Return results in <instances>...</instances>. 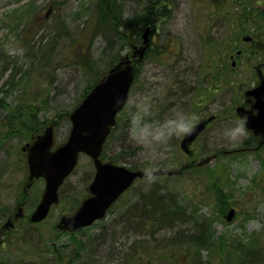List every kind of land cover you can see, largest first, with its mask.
Instances as JSON below:
<instances>
[{
	"label": "rangeland",
	"instance_id": "1",
	"mask_svg": "<svg viewBox=\"0 0 264 264\" xmlns=\"http://www.w3.org/2000/svg\"><path fill=\"white\" fill-rule=\"evenodd\" d=\"M104 1L0 0V44L14 38L19 30L16 24L22 22L18 21L20 16L27 19L29 12L36 10L32 17L35 28L42 24L48 29L44 19L51 22L55 19L50 26H55L61 19L64 24L60 29L67 27L68 33L60 31L61 36L56 38L57 47L64 48V51L67 48L66 53H73L82 45L87 50L91 37H83L68 47L61 41L68 39L71 42L72 38L64 35L76 36L87 14L98 11ZM199 1L212 3L211 0ZM226 1L222 2L223 8L234 16H229L232 25L229 23L228 26L226 19L215 16L214 5L210 8L204 4L197 8L195 0H174L170 15L166 19L159 17L156 24L158 31L150 35L148 57L145 56L140 64L121 114V122H124L123 125L129 123V127L126 125L118 131L120 133L116 132L106 147L108 154L117 152L121 147L132 149L118 160L126 166L137 164L143 170L160 167L176 170L173 175L157 176H174V185L192 217L205 221L204 235L208 241L204 245H195L186 239L187 235L199 230L194 220L188 219L186 225L179 226L178 229L183 231L180 234H175V230L160 229L153 235L149 233V239L146 235L138 237L143 241L136 246L131 245L134 239L126 240L120 248L126 253L129 251L127 257L136 253L142 257L145 255L149 264H264V146L255 147L257 142L249 139L255 135L244 127L243 114L237 110L246 106L247 98H250L245 91L264 81V16H259V21H249L253 13L247 11L245 3L241 0ZM129 5L131 1L124 0L125 15L131 10ZM250 6L252 9L262 6L264 13V0H252ZM102 31H96L92 53L90 51L93 56L89 57L101 68L105 59L111 56L104 54L99 57L105 41L103 36H99ZM41 32L40 29L36 39ZM9 44H5L6 51L15 57L13 52L19 47ZM157 45H161L158 52ZM128 48L126 45L121 54ZM62 60L70 61L66 58ZM0 63L3 64V60L0 59ZM53 65L44 70H31L26 86L30 92L38 89L48 99V103L41 104L37 111L39 120L43 121L40 130L53 124L56 141L60 142L66 138L70 128L65 115L79 98L87 75H80L71 66L56 65L51 74L55 81L49 85L46 73L52 71ZM96 71L99 72L94 66L90 76ZM7 74L8 71L3 74L0 83ZM21 89H16L13 83L7 91L11 106L27 99V93L21 92ZM184 92H187L186 98L177 103V96ZM60 107L65 111L56 116V108ZM18 108L23 112L27 109L23 103L21 106V102ZM210 114L217 117L191 145L192 156H187L179 147L182 133L199 118ZM149 119L156 123L150 125ZM4 131V126H1L0 237L3 243L0 260L23 259L27 262L39 255L35 249H51L50 245L55 242L69 248L65 252L67 259L73 256L70 249L81 248L83 253L72 262L73 259L56 260L45 252L44 256L53 258L49 264H107L103 256L108 244L101 236L107 239L116 235V228L109 224L125 199L118 201V206L107 212L103 220L81 231L71 233L56 227L60 216L72 212L70 207L77 205L87 194V184L94 167L90 158L82 154L73 174L68 176L61 189L59 202L51 207L41 222H30L29 214L40 199L44 181L40 178L31 186H25L28 169L26 153L21 147L28 134L24 130L19 135L7 134L5 137ZM186 164L187 167L177 173ZM190 165L192 168H188ZM152 177L139 187L140 180H136L133 187H137V191L139 188L145 190L148 182L154 179ZM17 203H22L23 213L14 219ZM230 208L234 213L232 219H227ZM7 218L14 220L13 225L2 228ZM103 225L106 227L103 228ZM91 235L93 238H90ZM92 239L94 241L90 244L91 241L87 240ZM84 242L88 243L84 245ZM152 245L154 248H151ZM141 249L147 252L140 253ZM125 264L136 263L127 261Z\"/></svg>",
	"mask_w": 264,
	"mask_h": 264
},
{
	"label": "trees",
	"instance_id": "2",
	"mask_svg": "<svg viewBox=\"0 0 264 264\" xmlns=\"http://www.w3.org/2000/svg\"><path fill=\"white\" fill-rule=\"evenodd\" d=\"M101 1L103 0H100V2ZM130 1L131 5L129 6L131 7V10L129 14L126 15L124 0H105V4L103 2L99 6L98 11L94 12L90 10L91 13L89 12L87 14V17L85 18L86 20L84 19L85 21L83 22L82 28H80L81 30L77 33L76 36L64 35L71 37V42L68 39L61 41V44L64 43L66 47H68L76 44L78 40L81 41L83 37H91V44L89 48H87V50L85 49L86 46H83L81 44V48H75L73 53H70V51L66 53L67 48H65L64 51V48L61 49L57 47L58 42L55 40L58 36H61L60 31H62L64 34L68 33V31L66 30L67 27H63L62 29H60L61 25L64 24L61 19L58 20L55 26H50L55 21V19L52 22L49 19H44L45 25H49V28L45 29L44 27H42V24L37 25V27L35 28V23H32V17L35 15L36 10L30 11V17L27 19H24L20 16V19H18V21L22 20V22L16 24L19 30L15 34L14 38L11 39V41L7 39L5 43L0 44V59L3 60V64L0 63V80L3 74L8 71L5 80L0 83V127L4 126L5 131L3 135L5 137L7 134H11L12 136L19 135V132L25 130L27 132L26 134H28L25 140L29 141L32 137L41 132L40 124L43 121L39 120V114H37V111L38 109H40L41 104H43L44 102L48 103V99L46 98V96H42L41 92H39L38 89H34L32 92L28 90L26 83L31 70H44V68L49 67L52 63H54V65L52 66V71L46 73L48 74L47 78L49 79V85H51L55 81V78L51 74L53 73V69H55L56 65L71 66L77 69L80 75H87V78L84 80L83 86L81 88L79 98L72 104L71 108H68L69 110H71L78 104V102L88 92V90L104 76L107 69L122 56L121 53L123 51V48L126 45H128L130 48L132 44L139 42L140 33L146 26L150 27L151 35L158 31V27L156 26L157 20L159 19V17H163L166 19L170 15V6H172V3L174 2V0ZM211 1L212 3L206 1L200 2L199 0H195V3H197V8H200V5L203 6L204 4H206L210 8L211 5H214L216 10L215 16H221L226 19L228 21L226 26H228L229 23H231L228 20L231 14H229V12L226 11L222 6V2L227 1ZM241 1L247 5V11L249 10L253 13L250 15L249 21H259L261 19L259 18V16H264L262 6H260L259 8L254 7V9H252V7L250 6L252 0ZM228 3H230L231 5L230 1ZM210 8L208 10H210ZM207 15H209V13ZM231 16L232 18H234L233 15ZM97 17L99 18L96 20ZM43 28L45 29L44 33ZM40 29L42 32L36 39L35 37L38 35V31ZM98 29L104 30V32L102 31L103 33H101L99 36H103L105 40L104 46L100 50L101 55L99 57H102L104 54L108 57L111 54V56H109V59H105L104 63L102 64V68L99 65L94 64V62H91V60L89 59V57L93 56L91 54V47L93 39L97 36L96 31ZM5 44H13L14 46L19 47L17 48L18 50L13 52L15 54V57L12 56V58L10 56L12 54H8V52L10 51H6L7 47H5ZM156 49L158 52L161 49V45L160 47L157 45ZM145 56L148 57V50H146ZM52 58L53 62L51 63ZM63 58L70 59V61H64L62 60ZM97 59L98 58H96V60ZM94 66L99 72L96 71L93 76H90L92 75ZM139 67L140 65H134L135 77L138 75ZM24 81L25 83L23 85ZM13 83L15 84L16 89L22 88L21 92L27 93V99L19 100L16 104L11 106V102H9L7 97V91L12 88ZM6 86L7 88H5ZM11 92L12 91H10L9 93ZM186 94L187 92H184V94H179V96H177L179 98L177 103L180 101V99H184V97L186 98ZM25 101H27V103ZM20 102L21 106L23 103L25 105V109L27 108L25 112L18 108V104ZM61 109L62 112H59ZM69 110L67 111L65 116L68 115ZM123 110L124 109H122L118 113L116 123L111 128V132L101 152L102 158L110 160L114 163H118V160H120L123 155L128 154V151H132V149L127 150L125 147H121L117 152L113 154L107 153L108 149L106 147L110 139L116 134V132L120 133L118 131L123 127H126V125L129 127V123L123 125L124 122H121V114L123 113ZM64 111L65 109H63V107L56 108L55 115L60 116ZM148 122L150 123V125H154L156 123V121H153L152 119H149ZM130 154H132V152ZM129 167L138 169L137 164H130ZM190 168H192V165H190ZM148 178L139 179L140 182L137 187L147 182ZM152 178L154 179L148 182V186L145 187V190L139 188V190L137 191L138 188L133 187L132 185L118 199V201H120L122 198H124L125 201L123 202V206H120L121 208L116 210L117 216L112 217L110 221L111 224H109V226H113L114 228H116V235L107 239L106 236H101V239L106 241V243L108 244L106 254L103 256V259L107 260V264H125L127 261H132L133 263L135 261L136 264H149L147 261L148 258L145 259V255H143L142 257V255L136 253V255L132 254L127 257L129 251L126 253L124 249L120 247L125 244L126 240L130 241L131 238L134 239L131 245L136 246L141 241H143L138 237H140L141 235L147 236L149 233L153 235L160 229L161 231L175 230V234H180L183 231L178 229L179 226L181 227V225H186V222L189 221L188 219H193L196 224L199 222V224H197V228L199 230L191 233L190 235H187L188 238L186 237V239L189 242L192 241V244L195 245H204L208 241L204 235V228H206V226H203L205 221L192 217L193 214L182 202L180 198L181 193L174 185V176H153ZM116 203L112 205L109 211H111L112 208L115 207ZM118 204L116 206H118ZM75 206L76 205L71 206L70 209L73 210ZM28 227L34 226L28 225ZM104 227L106 226L103 225V228ZM28 237L29 236H27L26 238ZM86 238L88 239V236H86ZM90 238H93V236L91 235ZM136 238H138V240ZM147 239H149V237ZM87 241H91V244L94 239ZM87 243L84 242V245H86ZM117 245H119V247ZM49 248L51 249H35V253H39V255L36 256L35 259L28 260L27 262L23 259H20L18 261L13 259H1L0 264H49V260H52L53 258L60 261L64 259H73L72 262H74L75 259L78 260L79 256H81L83 253L81 248L70 249V252L73 256L67 259L65 257V252H67L69 248L65 244L61 243L56 245L55 242H53ZM151 248H154V245H152ZM45 252L46 254L50 253V256H53V258L44 256L43 254H45ZM144 252L146 253L147 250H140V253ZM140 261L141 263H139Z\"/></svg>",
	"mask_w": 264,
	"mask_h": 264
},
{
	"label": "water",
	"instance_id": "3",
	"mask_svg": "<svg viewBox=\"0 0 264 264\" xmlns=\"http://www.w3.org/2000/svg\"><path fill=\"white\" fill-rule=\"evenodd\" d=\"M148 32L147 27L142 34V43L134 46L132 56L137 54V61L141 60L148 45ZM130 62L126 54L110 67L106 75L94 84L70 112L71 128L62 144L52 149L53 129L47 126L42 134L22 147L27 151L28 179L42 176L45 181L41 198L29 216L30 221L37 222L43 219L50 206L58 201V188L73 170L81 152L92 159L95 171L88 184L90 194L81 201L75 212L61 215L59 218L57 226L70 232L103 217L110 204L132 184L135 178L173 172L167 168L134 170L100 159V151L109 134L110 126L115 122L116 113L124 106L133 81V68ZM246 94L254 97L251 108L256 109V112L253 114L251 109H244L241 106L237 110L246 114L245 126L254 134L261 135L264 141V81L246 90ZM212 118L213 116L201 118L185 131L180 146L186 153H190L189 144ZM21 211L22 208L19 207L15 217L21 216ZM232 213L233 211L230 210L228 219ZM7 224H11L9 219L4 226Z\"/></svg>",
	"mask_w": 264,
	"mask_h": 264
},
{
	"label": "flooded vegetation",
	"instance_id": "4",
	"mask_svg": "<svg viewBox=\"0 0 264 264\" xmlns=\"http://www.w3.org/2000/svg\"><path fill=\"white\" fill-rule=\"evenodd\" d=\"M247 100H248V101H247L248 105H247V103H246V106H245L246 108L249 107V105L251 104V102H252V98H247ZM244 119H245V117L243 116V121H244ZM252 139H253V141H252L253 143H254V142H257V144H259V143H260V140H261V137H260L259 135H257V136H254ZM186 165H188V164H186ZM186 165H185V166H186ZM0 232H1V231H0Z\"/></svg>",
	"mask_w": 264,
	"mask_h": 264
},
{
	"label": "bare ground",
	"instance_id": "5",
	"mask_svg": "<svg viewBox=\"0 0 264 264\" xmlns=\"http://www.w3.org/2000/svg\"><path fill=\"white\" fill-rule=\"evenodd\" d=\"M195 223V222H194ZM195 226H198V225H196V223L194 224Z\"/></svg>",
	"mask_w": 264,
	"mask_h": 264
}]
</instances>
